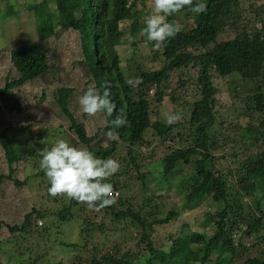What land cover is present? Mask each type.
I'll list each match as a JSON object with an SVG mask.
<instances>
[{
  "label": "trees",
  "instance_id": "16d2710c",
  "mask_svg": "<svg viewBox=\"0 0 264 264\" xmlns=\"http://www.w3.org/2000/svg\"><path fill=\"white\" fill-rule=\"evenodd\" d=\"M53 1L59 11V21L45 4L40 7L43 12L35 16L36 33L32 34L37 35L36 42L0 49V111L22 112L41 105L45 92L35 102L24 87L49 73L46 50L60 29L63 30L60 33L69 31L74 35L75 63L87 78L86 84L101 94L107 91L117 111L123 108L126 112L129 127L115 128L112 120L117 112L111 117L102 112L94 118L100 122L102 115L106 124L89 134L84 121L87 116L77 115L68 106L74 89L60 87L53 96L59 113L69 123L71 144L101 159L114 158L119 148L126 149L123 167L108 181L113 192H118V196L113 195L115 203L98 211L110 213L114 226L131 223L138 245L134 250L117 242L110 253L93 258L90 264H264V0H206L203 13L183 10L168 18L179 31L161 49L146 43L140 35L144 26L140 21L143 11H132L138 4L144 10L150 0ZM241 1L249 2L248 8L244 4L239 6ZM12 11L10 4L5 15L9 16ZM130 21L133 43L147 44L151 50L150 58L144 62L148 64L137 66L133 74L122 65L117 50L128 43L125 29ZM249 24L251 30L247 27ZM5 51L9 52L8 59ZM188 69L196 72L195 79H184ZM222 80L230 83L226 106L222 105L224 89L219 83ZM187 87L193 89L189 91ZM166 99L181 107L177 111L182 113V119L171 126L161 120L160 108ZM58 128L65 133V124H59ZM108 130L117 135L115 140L109 139V145L101 138ZM157 140L167 145L168 154L162 159L165 181L180 164L194 163L195 167V174L175 187L184 201L182 209L171 210L165 217L159 216L161 210L157 205H148L151 199L133 208L126 195L119 193V190L128 191L134 173L137 179L145 180L149 172H141L145 168L143 149L152 148ZM24 145L27 144L15 143L5 130L0 131V194L5 192L8 183L22 192L30 188L31 178L44 176L43 171L29 175L28 157L34 154L30 150L26 153ZM34 146L35 157L40 160L41 150L36 143ZM218 164L225 167L219 168ZM4 167L7 173H3ZM21 167L25 173L23 180L15 177ZM44 191L49 195L47 189ZM54 200L61 206L57 211L32 208L23 215L21 223L13 225L8 219L0 220V229L5 227L10 233V239L0 240V252L7 253L16 247L14 259L18 261L25 256V251L18 248L21 247L19 242L35 234L34 218L40 220V226L49 218L47 229L65 227L82 218L81 212L88 214L90 210L75 200L69 199L66 203L64 196L54 197ZM208 201L219 205L216 212L207 213L212 235L186 233L184 228L179 237H171L170 246L158 244L153 232L157 226L172 224L182 211H190ZM123 205L128 208L124 209ZM77 207H80L78 215L73 211ZM20 217L19 212L15 213L14 221ZM82 219L80 233L86 245L93 239L96 227L102 230L105 225L97 226L87 215ZM36 228V232L46 231L38 225ZM253 238L260 245L256 242L247 247L245 241ZM66 247L78 250L80 246L67 243ZM252 249L257 255L251 254ZM28 253L26 251L27 256ZM31 263L38 264L36 259ZM0 264H4L2 254Z\"/></svg>",
  "mask_w": 264,
  "mask_h": 264
},
{
  "label": "rangeland",
  "instance_id": "374dc122",
  "mask_svg": "<svg viewBox=\"0 0 264 264\" xmlns=\"http://www.w3.org/2000/svg\"><path fill=\"white\" fill-rule=\"evenodd\" d=\"M10 4L13 7V11L7 16L5 12ZM44 4L45 8L53 15L54 19L59 21V11L55 8L56 6L53 0H0V49H5L6 47L12 49L17 45L24 43L29 44L38 40L37 35L35 34L32 36V34L36 33L34 28L36 22L35 16L38 15L40 7H43ZM241 5L248 8L249 2L244 3V1H241L239 6ZM150 10L151 4L148 1L144 10H142V5L138 4L133 7L132 11H134V13L143 11V13L140 14V21L143 23L145 16ZM40 12H43V9H41ZM131 23L132 21L128 22L127 28L125 29L128 33L126 37L128 43L119 46L117 50L120 53L122 65L125 68L127 67L133 74L136 72L137 66H145V64H148V62L145 64L144 62L147 58H150L151 50L147 44H140V42L137 44L133 43L135 40L129 33ZM250 24L247 26L249 30H251ZM180 27H183V23ZM59 30L57 38L52 40L51 44H48L50 47L47 48L50 51L46 50L48 52V64L50 66L49 73L24 87L25 92L28 96L32 97L31 99L35 102L39 101L41 95L45 92V98L41 105L25 108L22 112L13 110L9 113H2L0 111V131L5 130L9 137L19 145L27 144L24 145L26 147L24 151L30 153L28 151L30 150L31 153L34 154V156L30 155V157H28L31 163L27 168L29 175H38L41 171L39 168V159L35 157L36 152L34 143L38 145L40 150L45 147H50L57 138L67 139L71 143L69 140V135L71 134V131L68 130L69 123L67 119L61 116L59 113L60 110L53 99L56 90L60 87L74 89V93L69 96L68 106L72 112L78 115L82 114L78 106V97L90 87L86 84L87 78L83 75L82 69L75 63L77 53L75 51L76 42L74 40V35L69 31L60 33L63 30ZM158 49H161V46ZM8 53V51H5L4 56L6 57ZM187 71L188 74L186 72L184 74V79L186 81L197 77L194 70L188 69ZM128 73L129 72L126 71L127 75ZM219 83L224 89L222 105L226 106V93L230 83L228 80H222ZM192 89V87H187L189 91ZM183 97L186 98L184 94ZM186 99L189 98L187 97ZM179 108L181 107L172 105L171 101L166 99L163 106L160 108L161 120H163L162 112H175ZM84 121L89 134L95 133L98 126L106 124L102 115L100 116V122L94 117H86ZM61 123L65 124V128L63 129L65 133H62L58 128ZM101 138L106 140L105 143L109 145L110 140L106 135H102ZM143 153L145 154L144 164L146 169L143 168L141 172L144 173L148 171L149 174H147L145 180H140L136 178L137 174L134 173L128 191L119 190V193L121 195L122 193L126 195L125 198L129 200L133 208L146 204L144 200H147V198L151 199L148 205H157L159 210H161L159 213L160 217H165L171 210H181L184 201L181 194L176 192L175 187L181 180L188 179L191 175L195 174L194 163L190 165L180 164L173 176H171L168 181H165L162 173V159L168 154L167 145H161V142L157 140L154 142L152 148H144ZM125 157L126 149L122 147L119 148V151L113 159L119 162L120 167H123ZM218 167L224 168L225 166L222 167L221 164H218ZM129 169L131 170V167H129ZM3 173H7L6 167H4ZM24 174V169L21 167L15 177L23 180ZM236 180L237 183H239L237 178ZM47 186L48 184L45 176L31 178L29 184L30 188H24L22 192L11 183H8L5 187V192L0 194V205L2 204L0 220L4 218L8 219L11 221L8 222L13 225L14 223H21L23 215L25 216V214L29 213L32 208H37V210L51 209L53 211L60 209V203L55 202L54 197L47 195L44 191L47 189ZM64 200H66L67 203L69 199L64 197ZM250 201L251 200L248 202ZM123 206L124 209L128 208L126 205ZM79 209L80 207L73 209L76 215H78ZM218 209L219 205L217 206L216 203L208 201L190 211H182L181 216L173 221L172 224L157 226L153 231L154 238L155 240L157 239L159 245L165 247L170 246L172 242L171 237L173 239L179 237L182 234L181 229L184 228L186 229V233L196 231L210 236L213 233V228L212 225L207 223V213L210 211L216 212ZM17 212H19L21 217L19 219L16 218L18 220L15 222L14 214ZM81 215H83L82 218L84 215H87L89 221L96 222L97 226L99 224L101 225V223L105 225L102 230L96 227L92 233L93 239L90 238V240L86 242V245L85 239H82L80 233V227L83 229L82 218L79 217L76 222H73L69 226H55L50 229L46 227V225L49 224L47 222L49 218L47 221L43 220V226H40L39 219L34 218L35 234L32 233L26 239H22V243L19 242L21 247L18 248L25 251V256L22 255L18 261L14 259L13 251L15 252L16 247L7 253L2 251L0 254H2L4 264H32L31 262H33L34 259H36L38 264H78L79 262L90 264L93 258H100L102 255L110 253L112 251V246L117 242L124 246L128 245L132 247V249H136L138 245V236L135 234V231L132 230L131 223L114 226L112 225L113 216H111L110 213H105L96 209H90L88 214L81 212L79 216ZM56 222L58 221L56 220ZM37 225L45 228L46 231L42 229V231L36 232ZM6 239H10V233L7 228L2 227L0 229V240ZM256 242L258 241L255 238L250 241H245L247 247H251V245ZM67 243H77L80 247L78 250L69 249L66 247ZM26 251H29L28 256L30 258L27 256ZM251 254L255 256L257 255V251L252 249ZM77 256L79 258H77Z\"/></svg>",
  "mask_w": 264,
  "mask_h": 264
},
{
  "label": "clouds",
  "instance_id": "9594fccd",
  "mask_svg": "<svg viewBox=\"0 0 264 264\" xmlns=\"http://www.w3.org/2000/svg\"><path fill=\"white\" fill-rule=\"evenodd\" d=\"M150 4L151 10L144 18L140 35L156 48L179 31L175 24L168 22L169 17L183 10L194 14L206 10V0H150ZM108 96L107 91L101 94L95 87H89L78 97L79 109L87 117L102 112L111 117L116 111L112 120L115 128L129 127L126 112L123 108L117 111L116 104ZM162 117L164 124L171 126L182 119V113L164 111ZM105 135L110 140L117 138L112 130L106 131ZM39 168L47 180V192L51 197L64 196L97 210L115 203L113 186L108 181L119 171L120 165L113 158L101 159L87 149L74 146L67 139L57 138L50 147L40 151Z\"/></svg>",
  "mask_w": 264,
  "mask_h": 264
},
{
  "label": "built area",
  "instance_id": "2783aa9c",
  "mask_svg": "<svg viewBox=\"0 0 264 264\" xmlns=\"http://www.w3.org/2000/svg\"><path fill=\"white\" fill-rule=\"evenodd\" d=\"M113 195L118 196V192H113ZM42 224V223H40Z\"/></svg>",
  "mask_w": 264,
  "mask_h": 264
}]
</instances>
